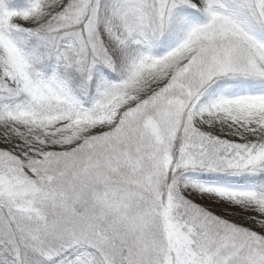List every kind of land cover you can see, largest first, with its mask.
I'll list each match as a JSON object with an SVG mask.
<instances>
[{
  "label": "snow or ice",
  "instance_id": "6c2138e0",
  "mask_svg": "<svg viewBox=\"0 0 264 264\" xmlns=\"http://www.w3.org/2000/svg\"><path fill=\"white\" fill-rule=\"evenodd\" d=\"M0 264H264V0H0Z\"/></svg>",
  "mask_w": 264,
  "mask_h": 264
}]
</instances>
